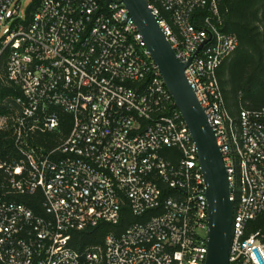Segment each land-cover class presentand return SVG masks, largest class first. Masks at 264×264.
<instances>
[{
	"label": "built area",
	"instance_id": "built-area-1",
	"mask_svg": "<svg viewBox=\"0 0 264 264\" xmlns=\"http://www.w3.org/2000/svg\"><path fill=\"white\" fill-rule=\"evenodd\" d=\"M147 1L178 60H191L185 77L225 163L230 264H264V108L233 117L217 76L238 39L221 31L219 0ZM13 3L0 0V60L21 91L0 118L13 143L0 158V264H206L197 146L125 5L41 0L23 18ZM38 193L40 211L14 199ZM125 205L142 220L103 246H71L75 232L119 224Z\"/></svg>",
	"mask_w": 264,
	"mask_h": 264
},
{
	"label": "trees",
	"instance_id": "trees-1",
	"mask_svg": "<svg viewBox=\"0 0 264 264\" xmlns=\"http://www.w3.org/2000/svg\"><path fill=\"white\" fill-rule=\"evenodd\" d=\"M40 2L41 0L33 1L29 15ZM219 7L224 20L221 31L235 35L238 46L220 66L217 76L226 109L233 117H238L244 109L257 111L264 108V0H219ZM6 63L7 54L0 60V118L17 110L15 99L21 96L20 89L7 81ZM43 140L44 137H40L37 141L42 143ZM12 147L8 133L0 135V158H5ZM166 153L174 157V152L167 150ZM3 175L0 170V184ZM14 199L40 211V193L35 196L17 195ZM141 220L125 205L119 224L101 222L95 227L75 232L71 246L79 252L89 247L103 246L108 234H121L131 224ZM262 224L261 218L255 223V227L259 228Z\"/></svg>",
	"mask_w": 264,
	"mask_h": 264
},
{
	"label": "water",
	"instance_id": "water-1",
	"mask_svg": "<svg viewBox=\"0 0 264 264\" xmlns=\"http://www.w3.org/2000/svg\"><path fill=\"white\" fill-rule=\"evenodd\" d=\"M120 3L135 21L197 146L208 200L206 264H230L234 203L230 199L227 170L215 134L185 77L191 60L188 64L178 60L147 0H120Z\"/></svg>",
	"mask_w": 264,
	"mask_h": 264
},
{
	"label": "rangeland",
	"instance_id": "rangeland-1",
	"mask_svg": "<svg viewBox=\"0 0 264 264\" xmlns=\"http://www.w3.org/2000/svg\"><path fill=\"white\" fill-rule=\"evenodd\" d=\"M34 0H14V5L18 7L19 9V14L23 18H27L30 12V9L33 5ZM4 28L0 25V47L2 44V41L4 40V33H3Z\"/></svg>",
	"mask_w": 264,
	"mask_h": 264
}]
</instances>
